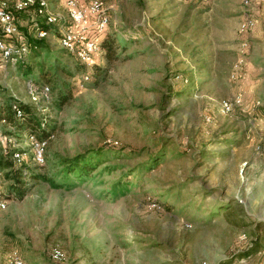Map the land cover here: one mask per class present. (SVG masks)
<instances>
[{"label": "rangeland", "instance_id": "1", "mask_svg": "<svg viewBox=\"0 0 264 264\" xmlns=\"http://www.w3.org/2000/svg\"><path fill=\"white\" fill-rule=\"evenodd\" d=\"M66 1L50 3L65 16ZM104 3L111 15L107 33L124 40L126 49L117 60L102 51L96 56L104 68L98 83L81 86L85 70L77 72L80 65L60 47L57 28L46 26L51 35L38 59L0 69V107L11 97L32 103L34 62L47 54L44 65L54 70L58 55L77 73L59 71L72 91L60 108L53 106L58 91L45 83L51 99L39 104V118H49L54 138L42 172L54 176L61 158L108 144L124 152L104 166L119 167L71 189L34 181L24 198L8 197V208L0 210V264H11L14 253L23 264H230L231 254L254 237L262 247L248 264H264V2L252 8L243 0ZM248 17L258 25L242 34L239 24ZM18 18L26 33L36 20L33 12ZM244 40L249 46L242 50ZM240 56L244 77L232 82ZM237 94L243 103L221 115L220 101ZM176 147H189L188 154L171 160ZM163 148V165L131 174ZM127 171L128 192L114 198L110 186ZM8 184L2 182L5 193ZM233 199L245 209L243 226L221 210L207 217ZM54 248L64 252L62 262L52 260Z\"/></svg>", "mask_w": 264, "mask_h": 264}, {"label": "trees", "instance_id": "2", "mask_svg": "<svg viewBox=\"0 0 264 264\" xmlns=\"http://www.w3.org/2000/svg\"><path fill=\"white\" fill-rule=\"evenodd\" d=\"M92 21L93 20L91 19V22ZM45 28L51 32L49 27ZM88 37L89 39L96 41L100 45V52L102 51L104 53V57L108 61L117 60L121 55L122 50L126 49V46H124L126 42L124 40L120 41L115 36L108 34L107 30H105L104 32H99L96 28H92L88 33ZM46 39L36 40L34 38H30L29 43L31 48L26 58H31L33 61L38 59L39 55H42V53L45 52L44 40ZM129 39L134 38L130 36ZM70 55L77 61L75 56H73L72 54ZM46 56L48 55L46 54L43 60L34 62L38 77L34 74L31 79L36 82L37 88H41L42 86L46 85L45 83H48L52 86L53 91H58L57 98L53 102V106L56 108H60L62 105L67 103L69 95L72 94V91L69 92V84L65 82V80H63V77L59 74L60 70L70 76H73L75 73L83 71L84 69L85 73L83 74H89L90 79H93L96 84L98 83L96 78H98L99 75L102 74L104 69L99 64V62H97V57H95L91 69H87L84 65L80 64L77 61L80 66L78 67L77 72L74 73L69 69L68 66H66V64H60L62 62V58L58 57V55H55L53 57V67L55 68H53L54 70H52V66L51 68H47L46 65H44L45 63H47ZM22 63L23 65H25L24 62ZM50 74L51 76H49ZM191 83H193V81ZM185 91L186 88L179 91V95L181 96V98L185 96ZM40 103H27L14 97H11L10 100L2 103V106L0 107V123L5 126V130L1 133L3 135L11 137H19L22 133H32L35 134L39 139L47 137V133L49 132L53 134L54 126L50 125V122L48 120L49 118H39V115L43 113V111L40 110L39 107ZM15 108L19 109L22 112L21 118L16 117ZM188 150L189 147H176L172 149L171 153L168 154L171 155L170 157L172 160L178 158L179 156L187 155ZM13 152H15V150L9 149L0 153V177L3 179V183H9L8 193H6L7 198L11 196L16 198H24L29 191L30 183L34 181H44L50 183L55 187H66L68 189L78 187L81 183L95 178L98 173L101 174L104 171L109 172L115 167H119V164L107 166L104 165L123 156L122 153L124 152V149H119L115 145L108 144L96 149L89 150L85 153L78 154L74 157L61 158L59 162L61 168L56 172L54 176H48V174L42 172V169L45 168L46 164L43 166H36L33 164L18 166L16 161L13 160ZM137 152L141 153L140 151ZM164 152L165 148H163V150H161L156 155L149 156V159L145 163H141L136 168L131 169V174L144 171L150 173L158 169L165 163ZM201 153L202 155H204L205 151H202ZM99 168L101 169L100 172H96ZM128 171L111 184V190L109 193L114 198L121 197L128 192V188L130 187V182L128 179L130 172ZM94 172L96 173L93 174ZM214 209L215 212H212V210L205 212L207 217L212 218L214 215H216L217 210H221L223 211L222 213H225L224 215L229 218L232 216H237L236 220L231 221L233 225L243 226L245 224V209L243 205H241L235 199L227 200V202L218 204ZM261 247L262 243L260 239L258 237H254L248 246L243 249L236 250L231 254V258L229 259L231 260L230 264H233L237 260L249 259Z\"/></svg>", "mask_w": 264, "mask_h": 264}, {"label": "built area", "instance_id": "3", "mask_svg": "<svg viewBox=\"0 0 264 264\" xmlns=\"http://www.w3.org/2000/svg\"><path fill=\"white\" fill-rule=\"evenodd\" d=\"M258 2L264 0H243L246 8H252ZM67 15H62L54 10L50 0H0V69L7 65L17 66L25 61L30 52V43L28 35L36 40L49 38L51 32L46 26L57 28L59 33V45L69 54L75 56L77 61L87 69L92 68L96 55L100 53V45L89 39L88 33L92 28L99 32H104L110 25V8L106 9L102 0H89L82 2L80 0H67ZM33 12L36 20L30 25L27 33L23 31L18 15L29 14ZM38 18L42 22L38 21ZM91 19L93 20L91 22ZM43 24V25H42ZM258 25V20L254 17H248L239 24V32L242 34L251 31ZM249 46L247 41L240 45L242 50ZM245 59L240 56L233 64L230 71V81L238 82L244 77ZM90 81L89 74H82L80 83L83 87ZM29 94L33 103H49L51 99L50 87L45 85L37 88L30 83ZM243 103V96L237 94L233 99H222L219 103V112L223 116L230 115L234 108ZM16 109V117L21 118L22 112ZM205 123L212 122L209 115L204 116ZM54 135L49 132L47 137L39 139L35 134L22 133L19 137L3 135L0 132V147L3 151L9 149L13 152V160L18 166L33 164L43 166L46 164L47 150L49 142ZM2 178L0 177V210L5 211L9 206L7 195L2 189ZM245 238V236H243ZM51 258L55 262H62L65 259L64 252L59 248H54L51 252ZM248 259L235 261L236 264H248ZM11 264H23V260L13 254L10 259Z\"/></svg>", "mask_w": 264, "mask_h": 264}, {"label": "crops", "instance_id": "4", "mask_svg": "<svg viewBox=\"0 0 264 264\" xmlns=\"http://www.w3.org/2000/svg\"><path fill=\"white\" fill-rule=\"evenodd\" d=\"M20 23H21V25H22L23 27H24V24H26V22H25V21H23V22H22V21H20ZM30 83H31V82H30ZM30 83H29V84H30ZM31 84H32V83H31ZM237 261H238V260H237ZM248 261H250V260L248 259V260H247V262H248Z\"/></svg>", "mask_w": 264, "mask_h": 264}]
</instances>
